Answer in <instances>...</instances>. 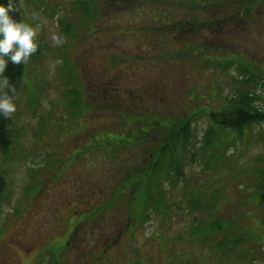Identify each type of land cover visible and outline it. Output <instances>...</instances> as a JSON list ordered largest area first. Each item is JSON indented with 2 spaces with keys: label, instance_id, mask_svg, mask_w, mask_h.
<instances>
[{
  "label": "rangeland",
  "instance_id": "374dc122",
  "mask_svg": "<svg viewBox=\"0 0 264 264\" xmlns=\"http://www.w3.org/2000/svg\"><path fill=\"white\" fill-rule=\"evenodd\" d=\"M15 1L0 264H264V124L211 118L264 110V0Z\"/></svg>",
  "mask_w": 264,
  "mask_h": 264
},
{
  "label": "trees",
  "instance_id": "16d2710c",
  "mask_svg": "<svg viewBox=\"0 0 264 264\" xmlns=\"http://www.w3.org/2000/svg\"><path fill=\"white\" fill-rule=\"evenodd\" d=\"M7 3H8V0H0V4L6 5ZM13 4H14V7L16 10L14 12L10 13V15L17 22H20L21 20H20V13H19L18 8H17L18 7L17 1L13 0ZM101 11H103V10H101ZM191 24H194V21L190 23V26H192ZM169 30H171V29H169ZM206 45H204V46H206ZM204 46H203V49L201 48L202 54H206V52L204 50ZM196 47H199V46H196ZM22 74H23V63L22 62L20 64H13V63L9 62L8 66L5 69L4 76H6L9 79V83L15 88V92L19 89V86L21 85ZM6 91H8V94L10 96L13 95V93L10 90L6 89ZM76 91H75V93H76ZM242 97L243 96L241 95L240 99H236L235 97H230L229 99H227L225 101L224 107L219 112L213 113L211 115V118L216 123L213 120L212 121L217 126L221 127L222 129H229L233 132H238V133H240L242 131V129L248 125L255 124V123H263L264 124V110H257L256 108L252 107L250 105V103L242 102L241 101V100H243ZM72 106H74V105H72ZM117 109L118 110L120 109V105H118ZM10 123H11L10 117L0 116V152L1 151L4 152L7 149V146L9 145V142H10L9 135L11 134V131L9 129ZM150 126L151 125H149V127ZM146 128H144V130H143L144 133H145ZM155 137L158 138L156 135H155ZM113 138H116V136ZM113 138H108V139L112 140L113 143H115L116 141ZM152 139H155V138H152ZM159 147L157 149L156 148L153 149L151 151V153L157 152V154H161L163 152V145H161L160 149H159ZM151 153H150V155H151ZM188 153H190V152L188 151ZM148 163L151 166V169H149L148 173L144 174V175H146V177H148L151 180V177L154 178L156 175V174H154V171H156V167L158 168V165L156 162H153L151 159L148 161ZM179 174H180V176H182L181 173H179ZM182 180H183V177H182ZM261 180L262 181H260V182H262V183L259 184L260 190H261L260 199H261V201L264 202V171H263V173H261ZM1 188H2V180L0 179V191H1ZM150 189H151V187H150ZM146 194H148V193H145V194L141 193V195H146ZM118 197L115 194L114 198H118ZM154 199H156L155 194L151 193V196L147 198V201L145 203L144 208L149 206L150 201H152ZM157 200H159L160 203H163L162 199L158 198ZM108 210H109L108 207H104V206L98 207L97 209H94L95 213H93V214L105 213ZM262 224L264 226V219H263ZM73 235H76V233L74 232ZM65 246L66 245L64 244L63 247H61V248L64 249ZM107 246L108 245L104 246V249H103L104 251L107 250ZM53 252H55V251H52V254H53Z\"/></svg>",
  "mask_w": 264,
  "mask_h": 264
},
{
  "label": "clouds",
  "instance_id": "9594fccd",
  "mask_svg": "<svg viewBox=\"0 0 264 264\" xmlns=\"http://www.w3.org/2000/svg\"><path fill=\"white\" fill-rule=\"evenodd\" d=\"M15 10L13 0H8L6 5L0 4V116L3 117H10V114L16 111V105L13 103L15 88L4 76L6 67L9 62L27 63L37 51V30L28 23L13 19L10 13ZM6 89L13 95L10 96Z\"/></svg>",
  "mask_w": 264,
  "mask_h": 264
}]
</instances>
